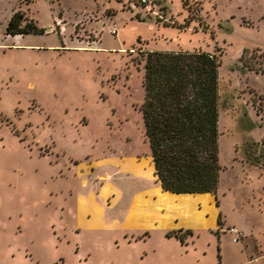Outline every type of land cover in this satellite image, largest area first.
<instances>
[{
    "label": "rangeland",
    "instance_id": "374dc122",
    "mask_svg": "<svg viewBox=\"0 0 264 264\" xmlns=\"http://www.w3.org/2000/svg\"><path fill=\"white\" fill-rule=\"evenodd\" d=\"M147 1L0 0V264H264V0ZM147 50L221 61L215 194L156 181Z\"/></svg>",
    "mask_w": 264,
    "mask_h": 264
},
{
    "label": "trees",
    "instance_id": "16d2710c",
    "mask_svg": "<svg viewBox=\"0 0 264 264\" xmlns=\"http://www.w3.org/2000/svg\"><path fill=\"white\" fill-rule=\"evenodd\" d=\"M43 31L19 10L12 12L5 26L11 35ZM220 62L217 55L203 50L145 51L140 109L153 174L162 191L216 193L221 169Z\"/></svg>",
    "mask_w": 264,
    "mask_h": 264
},
{
    "label": "built area",
    "instance_id": "2783aa9c",
    "mask_svg": "<svg viewBox=\"0 0 264 264\" xmlns=\"http://www.w3.org/2000/svg\"><path fill=\"white\" fill-rule=\"evenodd\" d=\"M140 3L144 4L146 7L150 6V2H148L147 0H140ZM112 31L114 32L115 30H112Z\"/></svg>",
    "mask_w": 264,
    "mask_h": 264
}]
</instances>
